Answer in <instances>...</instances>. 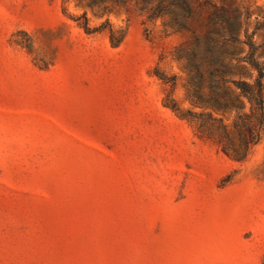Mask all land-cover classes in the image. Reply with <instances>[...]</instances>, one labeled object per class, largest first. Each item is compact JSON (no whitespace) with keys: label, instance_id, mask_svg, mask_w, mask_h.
Returning a JSON list of instances; mask_svg holds the SVG:
<instances>
[{"label":"rangeland","instance_id":"374dc122","mask_svg":"<svg viewBox=\"0 0 264 264\" xmlns=\"http://www.w3.org/2000/svg\"><path fill=\"white\" fill-rule=\"evenodd\" d=\"M188 1L178 30L157 0H0V264H264V137L239 161L175 110L213 109L186 55L215 13L264 52V0Z\"/></svg>","mask_w":264,"mask_h":264},{"label":"trees","instance_id":"16d2710c","mask_svg":"<svg viewBox=\"0 0 264 264\" xmlns=\"http://www.w3.org/2000/svg\"><path fill=\"white\" fill-rule=\"evenodd\" d=\"M90 5H101L107 1L113 3L122 0H88ZM104 8H107L105 6ZM170 14L169 21L176 29L188 28L187 19L191 15V5L188 0H157V4L151 10L150 17ZM240 15H237L239 17ZM212 24L224 23L228 26L225 33L215 29L210 31L204 42L202 53L197 48L187 53L189 68L194 71L192 84L194 86V101L200 105L213 108L201 112L188 111L186 113L178 110L183 116L197 118L201 122V129L204 134L214 132L218 138L222 151L236 158L245 161L254 145L264 137V61L259 59L264 55L260 53V44L253 40V34L245 29V39H241L238 32V24L231 20L223 12L215 13ZM88 32L94 29L88 26V21L81 23ZM125 32L117 35L111 29V41L119 45ZM220 39L223 45L218 47ZM197 45L200 40L196 38ZM246 43L248 51L239 46ZM182 57V55L180 56ZM250 67L252 70H247ZM254 73V74H253ZM252 78L248 80L247 77ZM167 82H174V78L162 77ZM210 89L205 94L203 89ZM227 84H233L238 91L235 94ZM240 97H246L251 103V109L246 111ZM214 111L221 114L214 115ZM227 111H235L236 117L233 121V130L224 123V114Z\"/></svg>","mask_w":264,"mask_h":264}]
</instances>
